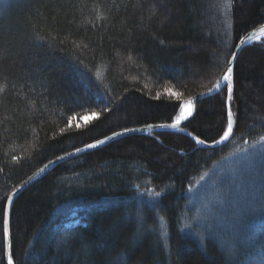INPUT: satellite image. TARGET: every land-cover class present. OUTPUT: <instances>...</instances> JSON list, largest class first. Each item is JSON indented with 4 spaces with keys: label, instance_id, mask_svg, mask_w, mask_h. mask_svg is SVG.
<instances>
[{
    "label": "trees",
    "instance_id": "obj_1",
    "mask_svg": "<svg viewBox=\"0 0 264 264\" xmlns=\"http://www.w3.org/2000/svg\"><path fill=\"white\" fill-rule=\"evenodd\" d=\"M262 23L264 0H0V240L8 194L37 169L113 132L172 122L181 101L165 89L187 100L210 88ZM226 100L225 86L180 131L114 140L23 190L10 212L14 264H264L253 207L200 219L193 191L231 152L264 146V38L234 62L233 133L216 144Z\"/></svg>",
    "mask_w": 264,
    "mask_h": 264
},
{
    "label": "rangeland",
    "instance_id": "obj_2",
    "mask_svg": "<svg viewBox=\"0 0 264 264\" xmlns=\"http://www.w3.org/2000/svg\"><path fill=\"white\" fill-rule=\"evenodd\" d=\"M79 122L83 123L80 120ZM260 143L247 144L246 147L243 146L244 149L242 147L241 150L233 151L216 163L208 180L201 185L203 190H200L198 184L201 180L194 184L193 191L196 189L194 191L195 214L197 217L200 215V219L204 220L207 218L210 220L214 218L225 219L231 211L230 215L233 219L242 211L241 206H239L240 201H245L249 208L253 207L255 217L252 223L254 226L264 225V221L259 220L264 218V181L260 177L259 171L256 170V168H259L258 164L261 161L259 153L264 152V146ZM214 173L218 177L214 176ZM222 175L227 178H220ZM237 185L241 190H235ZM72 214L74 213H70V215ZM75 222L73 221V223ZM203 224L201 222L199 226L203 227ZM67 225H69L68 222L64 223V226ZM207 228L208 231L211 230V228Z\"/></svg>",
    "mask_w": 264,
    "mask_h": 264
},
{
    "label": "snow or ice",
    "instance_id": "obj_3",
    "mask_svg": "<svg viewBox=\"0 0 264 264\" xmlns=\"http://www.w3.org/2000/svg\"><path fill=\"white\" fill-rule=\"evenodd\" d=\"M262 34H264V30H262ZM259 39V37H256ZM237 56V53L233 52L232 57L233 59H230L228 61V66L226 70L223 72L222 76L217 80L215 84H213L212 88H208L205 90V93H211L215 89H220L222 87V81L227 82L226 88H227V100H226V108H227V124L223 130V134L220 136V140H224L230 136V134L233 133V128H234V120H233V113L231 110V100H232V93H233V60ZM165 92L169 94L170 97H175L176 100L181 101L179 104V112L175 116L173 124L171 125H161V127L167 126V127H175L176 125H179L181 121L186 120L187 118L191 117L193 115V98L188 97L187 100H181V94L173 92L171 88H166ZM159 93L157 94V98L159 97ZM105 111H108L105 109ZM99 113L96 111H92L90 113H85L84 115L76 116V115H70L68 117V125L66 127H71L74 122L79 119L80 121H83L84 124H87L94 118L99 117ZM76 128L82 127L81 124L76 123L75 124ZM65 129H61V132H63ZM125 132L128 131H134L133 129H124ZM121 135V133H116L113 132L112 136H118ZM109 138L105 137L104 140H96L94 143H89L85 144L84 148L85 149H93L96 148L98 145L105 143ZM196 142L197 143H204L203 140H201L199 137H196ZM264 139V137H262ZM218 141H213V143H216ZM77 152L80 151V149H76ZM57 159H60L59 157ZM31 179V178H29ZM15 191V189L13 190ZM154 195H159V193H154ZM13 197L10 194L8 196V201H12ZM10 240V213H9V207L6 204L3 209V216H2V240H0V243H3L5 248L7 249L9 247V242ZM7 264H14L13 257L12 255H7Z\"/></svg>",
    "mask_w": 264,
    "mask_h": 264
},
{
    "label": "water",
    "instance_id": "obj_4",
    "mask_svg": "<svg viewBox=\"0 0 264 264\" xmlns=\"http://www.w3.org/2000/svg\"><path fill=\"white\" fill-rule=\"evenodd\" d=\"M262 30H264V23H262L261 25L257 26L256 28L248 31L247 33H245L240 39L239 41L236 43L233 51L235 53H237V56L234 58L233 60V65H234V62L236 61L240 51L242 50V48L254 41H257L259 40L260 38H263L264 34H262ZM256 37H259V39H257ZM232 53H231V56L229 58L230 59H233L232 57ZM228 60V61H229ZM232 65V66H233ZM228 66V63L224 69V71L226 70ZM223 71V72H224ZM222 72V74H223ZM221 74V76H222ZM220 76V77H221ZM219 77V78H220ZM218 78V79H219ZM217 79V80H218ZM217 80L214 82V84L217 82ZM227 83H222V87L220 89H215L213 90V92L211 93H207V94H203L201 95V93H205V90L202 91V92H199L197 93L196 95H194L192 98H193V115L195 113V108H196V104L198 103L199 100L205 98V97H208L210 95H213L215 94L216 92L220 91L222 88H224L226 86ZM213 86V85H212ZM212 86L210 88H212ZM193 115L189 118H187L186 120L184 121H181V123L179 125H176L175 127H167V126H164V127H161V125H171L173 124V121L172 122H169V123H160V124H148V125H144V126H140V127H134V128H128V129H133L134 131H128V132H125L124 130H121V131H118L116 133H121V135H118V136H112V134L106 136L108 137L109 139L107 141H105V143H102L100 145H98L96 148H93V149H85L84 146L80 147V148H77V149H80L79 152L75 150H72L68 153H65L63 155H60L58 156L60 159H57L58 157L48 161L47 163H45L43 166H41L39 169H37L33 174H31L26 180H24L20 185H18L16 188H15V191H11L8 196L11 194L13 199L12 201H8V196L6 198V201H5V205L7 204L8 207H9V213L11 212V207H12V204H13V201L16 199V197L23 191L25 190L27 187H29L31 184H33L35 181H37L38 179H40L42 176H44L45 174H47L49 171H51L55 166H57L59 163L63 162V161H66L68 159H71V158H74V157H77V156H80L82 154H85V153H88V152H91L93 150H96V149H99L103 146H105L106 144L114 141V140H117V139H120L122 137H125V136H129V135H136V134H145V133H150V132H153V131H180L182 129V127L193 117ZM105 138V137H104ZM104 138L102 139H99V140H104ZM95 142V141H94ZM94 142H91V143H94ZM222 142V140H220L219 142L217 143H220ZM216 143V144H217ZM31 178V179H29ZM9 244V247L6 249L5 246H4V261H5V264H7V255L10 254V248H11V242L9 240L8 242Z\"/></svg>",
    "mask_w": 264,
    "mask_h": 264
},
{
    "label": "bare ground",
    "instance_id": "obj_5",
    "mask_svg": "<svg viewBox=\"0 0 264 264\" xmlns=\"http://www.w3.org/2000/svg\"><path fill=\"white\" fill-rule=\"evenodd\" d=\"M213 83H214V82H213ZM222 83H227V82H223V81H222Z\"/></svg>",
    "mask_w": 264,
    "mask_h": 264
}]
</instances>
